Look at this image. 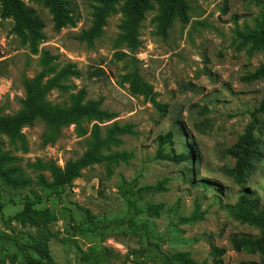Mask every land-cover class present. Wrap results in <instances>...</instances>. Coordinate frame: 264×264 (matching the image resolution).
Masks as SVG:
<instances>
[{
    "label": "rangeland",
    "instance_id": "374dc122",
    "mask_svg": "<svg viewBox=\"0 0 264 264\" xmlns=\"http://www.w3.org/2000/svg\"><path fill=\"white\" fill-rule=\"evenodd\" d=\"M23 1L44 20V38L32 51L14 33L13 18L2 16L0 3L1 113L22 108L23 78L37 74L48 53L54 72L68 65L77 71L66 81L71 88L52 90L48 100L66 105L71 93L84 88L85 100L102 99L101 107L113 117L84 121V134L66 126L54 143H44L47 125L37 119L23 128L26 151L3 136L0 154L16 158L8 166L18 167L29 184L12 188L0 180V264H167V253H187L186 264L264 263V254L233 249L231 236L258 235L259 229L229 209L245 189L264 209V158L241 185L226 171L235 162L226 150L264 99V79L242 80L264 64V46L239 37L264 26V1L187 0L189 21L176 18L163 36L161 7L152 0L135 46L122 38L124 0L91 40L79 36L94 25L98 0H67L74 24L59 30L48 6ZM259 116L264 148V111ZM95 124L104 133L113 124L131 126L118 144L104 150L129 154L127 159L112 163L110 170L95 163L66 186L40 185V173L52 178L32 164L41 159L65 166L80 157ZM168 132L173 141L162 143L159 136ZM189 149V161L163 157ZM28 203L40 212V223L16 217ZM130 218L140 230H131L125 222ZM113 221L118 224L106 227ZM214 246L225 248L220 263Z\"/></svg>",
    "mask_w": 264,
    "mask_h": 264
},
{
    "label": "trees",
    "instance_id": "16d2710c",
    "mask_svg": "<svg viewBox=\"0 0 264 264\" xmlns=\"http://www.w3.org/2000/svg\"><path fill=\"white\" fill-rule=\"evenodd\" d=\"M43 2L50 8L55 29L59 30L66 25L74 24V17L70 14L71 9L67 6V0H36ZM100 5L97 7L94 25L89 31L83 32L79 38L93 39L98 36L105 24L108 14L115 9V5L122 0H98ZM124 12L126 19L124 21V34L122 38L132 46L137 43L139 28L146 12L153 7L152 0H124ZM161 7V13L158 16L159 32L166 36L174 20L177 18L181 22L189 21V3L187 0H156ZM264 1V0H263ZM1 14L3 17H11L14 20L13 31L23 42H28L32 51L38 50V42L44 38L43 29L45 22L38 14L36 9L28 7L23 0H0ZM239 37L243 43H251L254 47L264 46V26L255 30L240 33ZM50 56L45 54L42 69L33 77H24L23 85L25 89V99L20 110L13 114H2L0 110V149L3 145V136H7L11 142L19 143L21 148L26 151L28 144L26 136L23 133L25 126L33 125L37 119H42L47 125V131L44 134V143H54L60 136L62 129L69 125H75L79 133L87 132L83 126L86 120H109L113 113L103 109L102 99L85 100L86 92L84 88L73 92L70 95V102L66 105H58L48 100V94L54 89L69 90L71 86L66 83L68 77L76 75L77 71L72 65L54 72L50 66ZM53 73L51 76H49ZM264 79V64L257 67L242 76V80L253 82ZM264 111V99L260 105L250 111L252 120L249 122L244 132L241 133L236 142L231 145L226 152L235 159L234 165L226 171L237 184H243L247 181L256 165L264 158V148L261 133L262 122L259 114ZM131 132L130 125L113 124L106 129L95 124L92 129V140L84 153L76 158L66 161L65 166L59 165L55 160H37L33 167L40 171L49 172L52 180L49 181L43 173L38 176V183L43 187L66 186L71 184L76 178L82 175V171L95 164L106 163L110 170L111 164L126 160L129 154L112 153L106 154L104 150L111 145L120 142L119 135ZM159 140L163 142H172L173 133L168 132L160 135ZM192 150L186 152L163 154V157L176 161H189L192 158ZM16 158L8 152L0 154V180L12 188H22L29 184V180L18 175V167H10L9 163ZM231 212L242 222L248 223L259 229L258 235L238 234L230 238V243L234 250L247 253L264 254V209L260 207L259 200L253 197L248 190L239 196L237 202L230 206ZM39 211L33 208L29 203L25 205L23 211L16 217L24 222L31 224L40 223L38 220ZM46 216V214H44ZM131 230H140V226L133 218L126 220ZM123 223V222H122ZM110 224H118L113 221ZM145 228V226L143 225ZM95 229L100 227L95 225ZM214 256L218 263L225 253V248L214 246ZM167 264L188 263L187 253L165 254ZM41 264L40 262H32ZM239 264H264L257 261H242Z\"/></svg>",
    "mask_w": 264,
    "mask_h": 264
}]
</instances>
